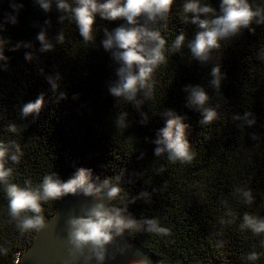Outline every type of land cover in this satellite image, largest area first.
I'll return each instance as SVG.
<instances>
[{
  "label": "trees",
  "instance_id": "trees-1",
  "mask_svg": "<svg viewBox=\"0 0 264 264\" xmlns=\"http://www.w3.org/2000/svg\"><path fill=\"white\" fill-rule=\"evenodd\" d=\"M68 2L76 6V0ZM185 2L174 0L167 17L149 25L166 40L167 59L153 74L152 97L141 92L143 103L137 106L109 91L119 65L103 48L104 30L123 20L98 16L95 41L85 44L75 20L59 11L56 0L50 11L38 0H0V142L10 148L5 167L12 169L7 182H0V264H14L37 232L20 227L33 213L11 215L8 185L38 191L45 176L55 173L67 181L80 168L90 169L98 185L108 180L120 188L111 207L137 221L138 227L125 231L156 264H264V233L241 228L246 213L264 220V24L254 21L222 39L201 62L188 47L201 29L191 22L194 14L184 12ZM220 2L201 0L213 9L201 18L217 14ZM13 3L23 8L17 12ZM249 3L264 10V0ZM61 16L69 18L61 21ZM41 32L52 45L48 51L38 39ZM181 33L184 45L172 52ZM215 66L223 74L219 90L210 83ZM187 85L205 87L206 107L217 111L213 122L203 124V110L189 106ZM40 95L45 98L40 114L22 116L23 105ZM168 111L187 125L195 153L191 161L155 154ZM247 112L254 125L235 119ZM11 124L16 133L8 130ZM17 144L19 162L11 159ZM244 191L251 193V203ZM61 199L42 201L44 219L55 214ZM148 220H157L167 234L148 231ZM252 252L258 259H248Z\"/></svg>",
  "mask_w": 264,
  "mask_h": 264
},
{
  "label": "clouds",
  "instance_id": "clouds-1",
  "mask_svg": "<svg viewBox=\"0 0 264 264\" xmlns=\"http://www.w3.org/2000/svg\"><path fill=\"white\" fill-rule=\"evenodd\" d=\"M38 3L45 11H50L52 8V0H38ZM173 4L174 0H76V6L73 7L68 0H56V7L59 11L69 14L70 18L75 20L85 44L95 41L94 26L98 16L105 21L123 20L125 22L112 31L105 29L106 38L102 41V45L119 65L116 69L118 79L110 85V93L114 97H122L128 102H134L137 106L143 103L138 99L141 92L149 98L152 97L153 74L167 59L166 40L159 30L149 25L154 24L158 18L165 19ZM11 7L19 12L23 4L13 3ZM183 10L185 13L194 14L191 22L201 29L188 45L194 58L201 62H207L211 58L212 50L220 47L219 42L222 39L235 36L242 28H248L254 21L257 24H264V10L259 7L254 9L249 0H221L219 12L211 19L201 18L202 16L209 17V14L213 13V9L201 3V0H186ZM66 18L69 17L61 16L60 20L63 21ZM141 20L144 23H141ZM12 21L15 23L16 18L12 17ZM252 30L255 31V29ZM38 39L44 44V51L52 48L44 32L40 33ZM58 39L63 43L64 34L61 33ZM185 39L183 33L179 34L171 45V51L180 50ZM0 59H4L2 54H0ZM211 77V85L219 90L223 79L220 66L212 68ZM50 82L55 90L56 80L50 78ZM184 90L189 93V106L203 110V124H209L217 118L216 109L206 107L210 97L205 87L187 85ZM44 104L45 98L40 95L34 102L23 105L21 115L28 117L35 114L38 116ZM165 115L168 119L166 126L160 129V138L155 141L159 145L155 149V154L160 156L167 152L168 159L172 162L191 161L195 153L192 152L186 138L187 125L183 122V117L172 111L166 112ZM251 117L252 113L247 112L235 119L243 120L248 125H254L256 121ZM8 130L16 133L17 126L11 124ZM15 147L17 154H13L11 159L19 162L22 152L18 144ZM9 151V146L0 142V182L6 183L12 174V169L5 167ZM105 189H107L106 194ZM120 191L118 186L111 185L108 180L98 185L93 180L92 171L85 168H80L67 181L61 180L55 173L47 175L38 191L25 190L15 184L7 187L11 215L19 217L24 212L33 213L31 217L23 219L20 224L25 231L46 227L44 217L41 215L42 201L59 200L69 194L94 197L95 203L90 207H85L81 215L70 216L66 221L69 242L75 250L80 252L89 247L96 250L104 249L113 241L115 235L122 234L125 229L139 226L137 221L130 216L125 217L120 208L108 206L107 201L114 200ZM243 195L246 202H252L250 192L244 191ZM243 219L242 229L250 228L254 233H264V220L251 217L247 213ZM145 223L149 225L148 231L150 232L160 234L168 232V229L161 227L157 220H148ZM98 258L104 259L103 255H99ZM248 259L256 260L258 254L252 252ZM132 264H152V262L149 257L141 254L139 258L132 260Z\"/></svg>",
  "mask_w": 264,
  "mask_h": 264
},
{
  "label": "water",
  "instance_id": "water-1",
  "mask_svg": "<svg viewBox=\"0 0 264 264\" xmlns=\"http://www.w3.org/2000/svg\"><path fill=\"white\" fill-rule=\"evenodd\" d=\"M105 194L107 190H104ZM107 200V198H106ZM111 207L110 200L107 201ZM95 203V198L82 194L67 195L60 200L55 214L45 218L43 229H37L32 243L25 248L20 264H129L141 254L150 258L155 264V258L139 242L132 240L126 231L115 235L111 243L104 249L86 248L77 251L68 239L66 221L70 216H79L85 207ZM99 255L104 259L100 260Z\"/></svg>",
  "mask_w": 264,
  "mask_h": 264
},
{
  "label": "built area",
  "instance_id": "built-area-1",
  "mask_svg": "<svg viewBox=\"0 0 264 264\" xmlns=\"http://www.w3.org/2000/svg\"><path fill=\"white\" fill-rule=\"evenodd\" d=\"M21 254L19 253L18 255H17V257H16V259H15V261H14V264H20V262H21Z\"/></svg>",
  "mask_w": 264,
  "mask_h": 264
},
{
  "label": "flooded vegetation",
  "instance_id": "flooded-vegetation-1",
  "mask_svg": "<svg viewBox=\"0 0 264 264\" xmlns=\"http://www.w3.org/2000/svg\"><path fill=\"white\" fill-rule=\"evenodd\" d=\"M135 259V258H134ZM129 264H132V261H130V263Z\"/></svg>",
  "mask_w": 264,
  "mask_h": 264
},
{
  "label": "rangeland",
  "instance_id": "rangeland-1",
  "mask_svg": "<svg viewBox=\"0 0 264 264\" xmlns=\"http://www.w3.org/2000/svg\"><path fill=\"white\" fill-rule=\"evenodd\" d=\"M155 264H156V260H155Z\"/></svg>",
  "mask_w": 264,
  "mask_h": 264
}]
</instances>
